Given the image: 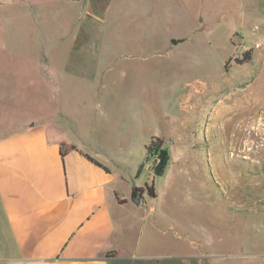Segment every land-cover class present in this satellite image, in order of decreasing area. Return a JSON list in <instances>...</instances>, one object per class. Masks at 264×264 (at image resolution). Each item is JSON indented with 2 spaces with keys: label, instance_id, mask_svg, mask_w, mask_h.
<instances>
[{
  "label": "rangeland",
  "instance_id": "1",
  "mask_svg": "<svg viewBox=\"0 0 264 264\" xmlns=\"http://www.w3.org/2000/svg\"><path fill=\"white\" fill-rule=\"evenodd\" d=\"M195 83L208 107L184 105ZM221 87L241 91L223 126ZM247 117L264 119V0H0V134L32 124L49 140L99 142L116 174L135 173L131 194L154 186L124 264H264V149L246 150L247 128L230 138ZM148 125L169 156L158 177Z\"/></svg>",
  "mask_w": 264,
  "mask_h": 264
},
{
  "label": "crops",
  "instance_id": "2",
  "mask_svg": "<svg viewBox=\"0 0 264 264\" xmlns=\"http://www.w3.org/2000/svg\"><path fill=\"white\" fill-rule=\"evenodd\" d=\"M37 128L0 134V264H124L136 213L146 205L144 193L139 205L130 200L135 173L116 174L113 154L99 142L49 140ZM143 132L155 136L152 126ZM125 133L121 151L131 152L136 135ZM61 142L79 151L61 158Z\"/></svg>",
  "mask_w": 264,
  "mask_h": 264
},
{
  "label": "bare ground",
  "instance_id": "3",
  "mask_svg": "<svg viewBox=\"0 0 264 264\" xmlns=\"http://www.w3.org/2000/svg\"><path fill=\"white\" fill-rule=\"evenodd\" d=\"M192 83V82H191ZM189 85V84H188ZM231 86V85H230ZM230 86H229V88H230ZM208 89V88H207ZM232 89V88H231ZM227 89H223L222 87H221V93L222 92H225V93H222L221 94V103L219 102V100H218V102H217V104H221V119H222V121H221V125L223 126L224 124H226V123H228V122H231V121H234L235 120V117H238V114H236V113H234V111H232L231 112V110H227V108H228V106L226 105L227 103H231L234 99H233V97L236 95V93H239V92H241L239 89H236V90H233V91H226ZM219 92V91H218ZM219 92V93H220ZM243 92V91H242ZM217 93V92H216ZM209 94V93H208ZM205 95H207V91H206V89L204 88V87H202L201 85H197L196 83H195V85H193L192 87H191V89H190V92L188 93V95L184 98V105L185 106H191L190 105V101L193 99V98H195V99H197L198 101H202V103L203 104H208V99H203L204 98V96ZM206 97V96H205ZM236 97H238V96H236ZM244 97V96H243ZM208 98V97H207ZM220 98V97H219ZM241 98V97H240ZM239 100H241V99H239ZM194 101V100H193ZM234 101H236V100H234ZM237 102V101H236ZM229 103V104H230ZM250 103V102H249ZM199 104V103H198ZM201 105V104H200ZM208 105H210V104H208ZM208 105H207V107H208ZM253 105V104H252ZM251 105V106H252ZM181 106H182V104H181ZM199 107V106H198ZM229 107H230V105H229ZM250 107V106H249ZM200 108V107H199ZM203 108V107H202ZM239 108V107H238ZM220 109V108H219ZM189 110V109H188ZM217 110V109H216ZM233 110V109H232ZM243 110V109H242ZM241 110V111H242ZM217 112V111H216ZM246 120H252L251 118H246V119H240V120H236V123H235V125H234V128H232V129H234L233 130V134L231 135V142H232V144H235L234 142L235 141H238V138L239 137H243L244 138V136H242V134H241V131L243 132H246L247 131V129L250 131H256L257 132V134H256V137L253 139V141H251L250 140V138L246 135L245 137H246V140L244 141V143H242L243 144V146H245V147H247V149L246 150H249V148H250V146L252 147H255V148H257V149H264V119H259V118H257V119H254L255 121H251V122H249V123H246V124H244V122H246ZM245 128H247L246 130H245ZM249 136L250 137H252L253 136V134L252 133H250L249 134ZM255 136V135H254ZM252 147V148H253ZM237 151V150H236ZM239 151V150H238ZM255 151V150H254Z\"/></svg>",
  "mask_w": 264,
  "mask_h": 264
},
{
  "label": "trees",
  "instance_id": "4",
  "mask_svg": "<svg viewBox=\"0 0 264 264\" xmlns=\"http://www.w3.org/2000/svg\"><path fill=\"white\" fill-rule=\"evenodd\" d=\"M251 51H247L242 55V58L237 60V63L239 64H243V63H247L251 60ZM162 146H163V141L158 138V137H152L149 144L147 146H145V150H146V160L148 159V153L151 152L153 149L155 150H159V158L160 161L159 163L154 166L152 168V172L154 177H158V176H162L164 174V172L167 169L168 163H169V156L168 153L165 150H162ZM69 151H79L75 148V146L72 145H67L66 143L61 142L59 144V155L61 156V158H63L65 156L66 153H68ZM83 156L89 160L91 163H93L94 165L104 169L105 171L108 172V169L104 168L99 162H97L96 160H94L93 158H91L90 156H88L87 154H83ZM143 165H141L140 168H142ZM141 171V170H140ZM139 193L142 195L144 192L147 193L148 196L150 197H155V193H154V186H145L144 188H137ZM119 203H123L122 201H118Z\"/></svg>",
  "mask_w": 264,
  "mask_h": 264
},
{
  "label": "built area",
  "instance_id": "5",
  "mask_svg": "<svg viewBox=\"0 0 264 264\" xmlns=\"http://www.w3.org/2000/svg\"><path fill=\"white\" fill-rule=\"evenodd\" d=\"M147 158L148 159L146 160L145 167L152 169L160 161V158H159V150L153 149L151 152L148 153V157Z\"/></svg>",
  "mask_w": 264,
  "mask_h": 264
},
{
  "label": "water",
  "instance_id": "6",
  "mask_svg": "<svg viewBox=\"0 0 264 264\" xmlns=\"http://www.w3.org/2000/svg\"><path fill=\"white\" fill-rule=\"evenodd\" d=\"M171 41H172V44H174V45L181 42V40H175V39H172ZM130 200L135 205H139V203H140V193L136 187L132 189V194L130 196Z\"/></svg>",
  "mask_w": 264,
  "mask_h": 264
}]
</instances>
